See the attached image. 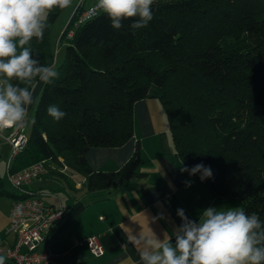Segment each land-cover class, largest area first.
<instances>
[{"label": "trees", "instance_id": "trees-1", "mask_svg": "<svg viewBox=\"0 0 264 264\" xmlns=\"http://www.w3.org/2000/svg\"><path fill=\"white\" fill-rule=\"evenodd\" d=\"M79 7L65 26L73 29L64 56L53 64L58 77L42 85L10 170L60 163L67 150L88 193L123 188L143 175L138 143L115 170L93 169L86 153L122 145L133 135L134 103L156 98L174 159L189 169L209 167L212 176L203 180L218 197L239 199L264 221V0H155L153 19L140 29L132 20L114 29L100 11L75 25ZM59 11L47 12L43 38L25 45L45 66L53 63L48 31ZM51 105L66 115L56 121L47 113ZM5 184L0 176V196L19 197ZM84 207L76 201L64 224Z\"/></svg>", "mask_w": 264, "mask_h": 264}, {"label": "crops", "instance_id": "crops-1", "mask_svg": "<svg viewBox=\"0 0 264 264\" xmlns=\"http://www.w3.org/2000/svg\"><path fill=\"white\" fill-rule=\"evenodd\" d=\"M42 85L38 84L35 90L36 98ZM136 143L142 160L139 171L143 175L123 188L88 193L83 174L75 176L68 167L53 162L48 163V172L32 183L31 188L42 192L46 203L60 204L66 212L76 201L85 203L77 216L66 224L65 218H61L45 234L52 251L68 258V264H139V246L129 240L150 236L152 232L161 240L164 232L171 235L182 224L178 209L188 219L199 222L208 207L243 208L237 198L218 197L199 174L181 171L187 166L174 159L166 114L156 98L134 103L132 137L116 147H91L86 158L93 169L115 170L131 156ZM4 144L10 147L7 142ZM58 191L64 192L66 199L60 198ZM11 202L10 197L8 202L0 201V247L11 245L14 239L7 231ZM91 234L100 238L104 248L101 256H93L85 244V238ZM172 242L175 243V236Z\"/></svg>", "mask_w": 264, "mask_h": 264}, {"label": "clouds", "instance_id": "clouds-1", "mask_svg": "<svg viewBox=\"0 0 264 264\" xmlns=\"http://www.w3.org/2000/svg\"><path fill=\"white\" fill-rule=\"evenodd\" d=\"M153 3L97 0L95 8L108 16L114 29H120L125 20H132L131 27L140 29L153 19ZM71 4L72 0H0V133L26 127L38 84H51L58 77L55 65H42L25 45L33 38H43L47 12ZM47 113L56 121L66 115L56 105L49 106ZM181 171L190 175L199 172L202 180L212 176L203 164ZM14 213L21 215V206ZM177 215L182 224L171 235L164 232L162 240L153 232L129 240L139 246V264H264V221L256 213L247 214L240 207H208L199 222L188 219L182 209ZM5 261L0 255V264Z\"/></svg>", "mask_w": 264, "mask_h": 264}, {"label": "built area", "instance_id": "built-area-1", "mask_svg": "<svg viewBox=\"0 0 264 264\" xmlns=\"http://www.w3.org/2000/svg\"><path fill=\"white\" fill-rule=\"evenodd\" d=\"M97 1L76 12L75 25L80 24L97 14ZM0 133V140L10 145V156L7 160L6 182L17 190L19 197L12 199L9 211L7 231L13 234V243L0 247V255L14 264H68V258L57 254L45 240L46 232L66 213L59 204L53 206L44 201L42 192L31 188L32 183L48 172V164L40 160L17 171L10 170L13 157L25 146L28 136L22 129L7 128ZM21 206L22 214L16 215L14 210ZM80 242L75 241V244ZM85 244L93 256L104 253L103 245L97 234L85 238Z\"/></svg>", "mask_w": 264, "mask_h": 264}, {"label": "rangeland", "instance_id": "rangeland-1", "mask_svg": "<svg viewBox=\"0 0 264 264\" xmlns=\"http://www.w3.org/2000/svg\"><path fill=\"white\" fill-rule=\"evenodd\" d=\"M94 0H72V4L65 9H60L58 16L54 20V23H52L49 27L48 31V42H49V47L51 48V51L53 52V64H58L63 56H64V48H65V42L71 38V31L73 28H65L69 18L73 14L74 9L76 8L77 5L80 4V6L83 5H88L92 3ZM155 1V0H154ZM83 8V7H81ZM47 14V13H46ZM66 29L65 34L63 35V39H60V36L63 32V30ZM68 29V30H67ZM36 93H34V102L33 106L35 104V99H36ZM32 105L29 106L28 108V121H27V126L23 128V131L27 133L30 129L32 117H33V112L34 108ZM31 107V108H30ZM31 109V110H30ZM6 131L4 130L3 133L5 134ZM10 156V147L8 145L4 144L2 140H0V176L4 178L6 176L7 172V160ZM58 161L61 163V165L65 166V168L68 167V171L74 174L75 176H81L82 172L75 167L73 164V161L71 159V154L69 151H63L61 155L58 156ZM5 188L8 191H13L14 193L17 192V190L13 187H11L8 183L5 184ZM58 195L62 199H66L67 195L64 192L58 191ZM9 197L7 196H0V201L8 202Z\"/></svg>", "mask_w": 264, "mask_h": 264}]
</instances>
